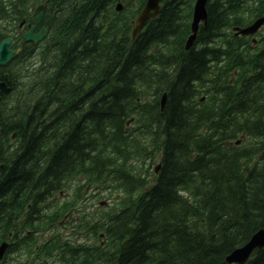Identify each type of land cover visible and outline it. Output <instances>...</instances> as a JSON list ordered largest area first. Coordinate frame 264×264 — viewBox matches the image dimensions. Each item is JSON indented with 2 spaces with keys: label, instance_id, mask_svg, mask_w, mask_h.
<instances>
[{
  "label": "trees",
  "instance_id": "obj_1",
  "mask_svg": "<svg viewBox=\"0 0 264 264\" xmlns=\"http://www.w3.org/2000/svg\"><path fill=\"white\" fill-rule=\"evenodd\" d=\"M67 1V9L62 14V21L66 22L61 21L59 29L52 30L54 35L63 36L67 44L64 41V46L56 47L58 50L53 56H46L38 69L45 74L37 83L29 79L22 84L38 92L27 102L26 110L18 112L7 108L6 114L12 123L6 128L10 126L11 132L18 131L23 149L12 159L2 155L0 150V165L3 164L0 201L5 193L8 204L20 201L11 192L15 193L19 185L26 192L33 188L35 181L51 185L45 187L49 191L66 178L78 177L82 171L93 179H101L107 174L106 164L117 168L114 172L117 182L131 191L139 189L141 183L123 173V166L117 163L121 151L116 145L126 143L120 133L124 119L130 115L128 111L135 108V101L144 98L146 85L153 92L154 105L140 107L137 112H142L144 126L154 132L157 140L166 138L162 168L157 185L139 198L125 221L119 223L115 234L118 245L126 236L129 241L111 264H227L225 260L230 253L264 228V52L260 57L246 52L242 57V53L231 46L225 52L223 67L210 72L209 62L211 59L220 61L223 50L213 52L204 47L186 53L183 49L193 0H165L160 18L130 47L117 43L121 35L127 39L126 25L118 27L108 23L102 28L99 20L103 12L111 17L107 8L113 0ZM136 4L138 12L140 7ZM207 10L208 24L199 33L200 43L212 42L228 23L242 24L243 15L253 12L244 0H214L209 2ZM155 46L162 47L155 54L159 58L157 62L149 56ZM158 65L162 69L174 66L177 80L171 84L168 80L165 82V71L156 75ZM234 71L237 78L231 83ZM197 83L201 85L196 87ZM163 86H167L169 95L166 108L161 111L158 107ZM82 90L87 96L99 90L102 105L93 111L90 109L86 124L84 118L78 116L83 110L68 119L73 123L81 120L84 132L103 129V153L116 155V158L101 160L98 153L90 161L91 166L88 159L96 146L82 151L81 143L88 141L83 131L82 138L80 130L76 134L67 133L62 146L49 148L48 143H44L41 126L33 121L45 117L47 106L37 110L36 115L29 111L40 94L41 100L50 96L57 101L59 116L67 117V92L73 94L71 104H74L76 94ZM203 95L205 103L197 104L194 98ZM24 120H28L26 125H23ZM107 129H112L113 133L106 135ZM241 133L260 135L263 140L255 148L240 151L219 146ZM2 134L0 149L7 132L4 130ZM260 154L255 169L244 173L242 160ZM189 187L195 191V204L182 200L177 194V190ZM34 195V201L42 204L44 192ZM42 210H37L39 216ZM55 243L60 245L56 248L61 247L60 236ZM66 253L63 251L62 256ZM86 256H89L87 248H73L67 262L76 264ZM249 264H264V249Z\"/></svg>",
  "mask_w": 264,
  "mask_h": 264
},
{
  "label": "bare ground",
  "instance_id": "obj_2",
  "mask_svg": "<svg viewBox=\"0 0 264 264\" xmlns=\"http://www.w3.org/2000/svg\"><path fill=\"white\" fill-rule=\"evenodd\" d=\"M61 1H63V2L65 1L62 4V6H61V3H59V2H55L56 4H54L52 2L49 5L48 10H47V14H46L45 21H44V23L42 25L44 28H46L48 30V32H50L51 38L54 41H57V40L61 39V37L54 35L53 32H52V30L53 29H59L58 25H61L62 22H64V23L66 22V21H62V14L67 9V7L65 5H67L68 2L66 0H60V2ZM65 18H67V17H65ZM36 30H37V27H36ZM57 50H58L57 48L54 51L53 50L52 51L51 50H46L45 54L50 57V56H53L54 53ZM45 59H46V57L44 58V60ZM43 62L40 61L39 63H37L36 65H34L33 68L35 69V67H36L37 70H38L40 67H42ZM27 80H29V79H22L20 77L11 78V79H8L7 78V79H5V81H2L1 83H3V85L5 86V89L8 91V93L11 94L10 91L11 92H17L19 89H30V87H24V86H22V84L28 83ZM7 81H9L11 83L10 86L7 85V83H6ZM25 94L27 95V92ZM7 108H9L8 110H13V111L21 112V111L26 110V108H27V102L14 100L10 106L5 107L4 110H1V113L5 112V115H7L6 114V113H8ZM161 111H163V110H161ZM81 114L82 113L79 112L78 113V116H80ZM86 120H87V118H84L83 119V122H85V124L87 122ZM12 201H13V199H12ZM1 203H4V206L7 205V199H1ZM53 228H54L53 226L48 227L46 230H44L42 232V234L46 235V238L47 239L53 238L52 239L53 241H51V245H54L56 247L57 244L55 243V240L57 239V236H56V232L54 230H52ZM60 238H61V241H64L62 239V237H60ZM0 252H1V249H0ZM66 264H68V262H66Z\"/></svg>",
  "mask_w": 264,
  "mask_h": 264
},
{
  "label": "water",
  "instance_id": "obj_3",
  "mask_svg": "<svg viewBox=\"0 0 264 264\" xmlns=\"http://www.w3.org/2000/svg\"><path fill=\"white\" fill-rule=\"evenodd\" d=\"M159 1L160 0H149V11L153 10L154 12H156L158 9ZM205 4H206V0H198V2H197L196 8H195V14H194L193 29H196V26L200 21H206V19H207V15H206V11H205ZM151 16L152 15H147L146 18H149ZM0 61H1V59H0ZM250 251H251V249L249 248L244 254L241 255V258H238V259L236 258V260H239L241 262L246 260Z\"/></svg>",
  "mask_w": 264,
  "mask_h": 264
},
{
  "label": "flooded vegetation",
  "instance_id": "obj_4",
  "mask_svg": "<svg viewBox=\"0 0 264 264\" xmlns=\"http://www.w3.org/2000/svg\"><path fill=\"white\" fill-rule=\"evenodd\" d=\"M48 1H49V0H48ZM2 69H5V68H2ZM2 81H5V79L2 78V77L0 76V83H1ZM6 83H7L8 86L11 85V83H10L9 81H7ZM2 199H7V194H6V193H5V195L3 196ZM42 236H43V238H44L46 235L42 234Z\"/></svg>",
  "mask_w": 264,
  "mask_h": 264
},
{
  "label": "rangeland",
  "instance_id": "obj_5",
  "mask_svg": "<svg viewBox=\"0 0 264 264\" xmlns=\"http://www.w3.org/2000/svg\"><path fill=\"white\" fill-rule=\"evenodd\" d=\"M66 1H67V0H66ZM55 2H56V1H53V3H54V4H56ZM64 2H65V1H64ZM64 2H63V1H61V2H59V3H61V6H62V4H63ZM67 2H68V1H67ZM182 16L184 17L185 15H184V14H182ZM27 82H29V80H27ZM2 120H3V119H2ZM260 139H263V138H262V137H260Z\"/></svg>",
  "mask_w": 264,
  "mask_h": 264
}]
</instances>
